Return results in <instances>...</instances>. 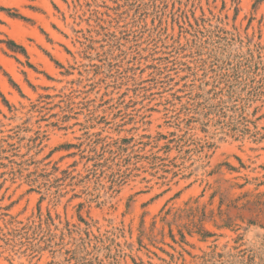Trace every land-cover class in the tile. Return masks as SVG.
Listing matches in <instances>:
<instances>
[{
    "label": "rangeland",
    "instance_id": "1",
    "mask_svg": "<svg viewBox=\"0 0 264 264\" xmlns=\"http://www.w3.org/2000/svg\"><path fill=\"white\" fill-rule=\"evenodd\" d=\"M0 264H264V0H0Z\"/></svg>",
    "mask_w": 264,
    "mask_h": 264
},
{
    "label": "trees",
    "instance_id": "2",
    "mask_svg": "<svg viewBox=\"0 0 264 264\" xmlns=\"http://www.w3.org/2000/svg\"><path fill=\"white\" fill-rule=\"evenodd\" d=\"M9 44H10L11 46H13V47H9L12 51L18 49V50H20L22 53H24V50H23L20 46H17V45H15V44L12 43V42H9ZM10 45H9V46H10Z\"/></svg>",
    "mask_w": 264,
    "mask_h": 264
}]
</instances>
